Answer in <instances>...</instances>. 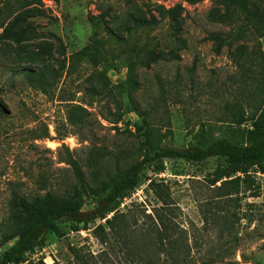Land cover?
Instances as JSON below:
<instances>
[{"label":"rangeland","instance_id":"rangeland-1","mask_svg":"<svg viewBox=\"0 0 264 264\" xmlns=\"http://www.w3.org/2000/svg\"><path fill=\"white\" fill-rule=\"evenodd\" d=\"M33 6L38 10L26 21L31 31L24 19L18 23L26 36L19 37L20 45L0 38V252L22 228L25 208L70 198L68 151L91 185L140 158L142 131L134 125L141 118L124 113L129 100L148 127L182 147L202 124L219 118L224 101L242 89L244 98L261 82L251 55L254 42L236 35L242 21L219 0H0V37L4 22ZM213 34H222L225 43L215 42ZM259 42L264 55V37ZM44 43L52 44L50 64L59 75L29 80L26 51L42 50ZM88 45L94 57L81 58L77 53ZM135 48L136 60L144 61L134 65L136 86L126 97L117 84ZM223 164L215 157L169 160L162 171L145 170L119 205L135 233L130 256L123 243L106 248L91 229L63 224V237L48 234L44 247L22 264H72L68 244L83 246L99 264L155 262L139 231L155 223L157 213L167 215L171 228L167 255H159L164 264H264V174L252 169L227 183L236 176L216 179ZM151 180L162 185L167 205L153 193Z\"/></svg>","mask_w":264,"mask_h":264},{"label":"trees","instance_id":"trees-1","mask_svg":"<svg viewBox=\"0 0 264 264\" xmlns=\"http://www.w3.org/2000/svg\"><path fill=\"white\" fill-rule=\"evenodd\" d=\"M196 1L201 0H191V2ZM219 1L228 9L236 11L242 21V25L236 29V35L242 37L246 34L254 42L251 55L257 60L255 65L257 76L261 82L255 83L253 89L244 98L242 89L238 93L239 95H234L233 100L224 101L219 118L215 122L202 124L201 128L182 147L164 141L163 136L147 126L144 113L139 111L131 100L126 102L124 113L135 112L141 118V123L136 122L134 125L138 132L142 131L140 158L124 171L98 184L91 185L87 182L79 161L68 151L65 160L70 166L74 178L70 198L25 208L24 224L11 245L0 252V264L24 263L27 255L44 247L48 234L53 233L59 238L63 237L64 232L61 229L63 224H69L73 230L91 229L93 237L106 248L110 247L114 241L123 243L125 254L130 256L129 242L135 233L130 230L129 223L119 211L120 202L137 188L145 170L162 171L165 161L182 160L189 163H201L210 157H215L224 161V164L217 168L216 173L219 175L216 174V179L218 176L229 179L238 173L247 175L252 169L264 174V55L259 42L264 37V0ZM35 10H38L36 6L27 8L22 12V16L17 15L10 22H4L0 38L9 37L12 44L20 45L19 37L24 39L26 36H24L23 27L18 23L24 19L25 30L31 31V27L26 21L33 16ZM171 17L175 23L178 22L177 13L172 14ZM17 28L22 32L16 33ZM210 37L215 42L225 43L226 41L222 34H213ZM25 40L28 42L32 38L28 36ZM44 44L42 50L39 48L37 51L31 49L26 51L27 66L23 70L29 80H45L46 74H49L50 79L56 80L59 75L58 70L50 64L52 44ZM11 47L13 49V45ZM133 51L135 58L126 64L125 78L117 84L119 94L126 97H129L136 86L132 75L133 67L144 61L143 59L136 60V58L140 59L137 48ZM77 54L81 58L92 59L94 57L90 45L82 48ZM145 64L147 65L146 62ZM242 104L247 110L240 107ZM247 121L250 122L249 127L244 126ZM235 179L237 181L239 177L236 176L225 182L233 183ZM149 186L162 204L167 205L166 197L168 195L162 185L151 180ZM87 205H91L92 208L85 210ZM110 214L112 215L109 217ZM97 219L103 220V222L95 224ZM169 225L167 215L157 213L156 222L139 231L144 247H151L152 255L156 257L155 262L149 258L145 264H164L166 262V259H161L159 255H167V243L170 240L171 230ZM136 233L138 232L136 231ZM67 249L72 255V264H99L96 257L90 251L85 250L83 246L68 244ZM139 253L149 254L147 252L144 254L142 250ZM102 254L103 252L99 257ZM38 264L46 263L39 260ZM52 264L58 263L54 261Z\"/></svg>","mask_w":264,"mask_h":264}]
</instances>
